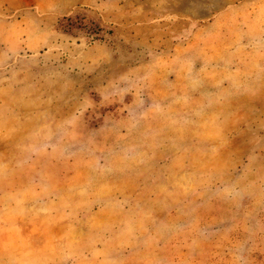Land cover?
<instances>
[{
  "label": "rangeland",
  "instance_id": "1",
  "mask_svg": "<svg viewBox=\"0 0 264 264\" xmlns=\"http://www.w3.org/2000/svg\"><path fill=\"white\" fill-rule=\"evenodd\" d=\"M0 264H264V0H0Z\"/></svg>",
  "mask_w": 264,
  "mask_h": 264
},
{
  "label": "trees",
  "instance_id": "2",
  "mask_svg": "<svg viewBox=\"0 0 264 264\" xmlns=\"http://www.w3.org/2000/svg\"><path fill=\"white\" fill-rule=\"evenodd\" d=\"M65 20L69 19L68 17L64 18ZM66 30H69L71 28H75V26H72V24L70 22H66V24L64 25V27Z\"/></svg>",
  "mask_w": 264,
  "mask_h": 264
}]
</instances>
